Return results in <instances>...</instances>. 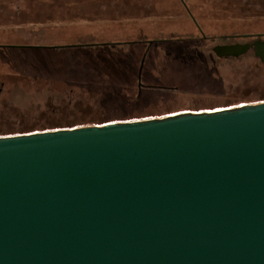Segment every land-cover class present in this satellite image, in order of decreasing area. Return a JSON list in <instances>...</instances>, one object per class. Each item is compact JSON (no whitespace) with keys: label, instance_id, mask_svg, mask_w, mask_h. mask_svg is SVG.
<instances>
[{"label":"water","instance_id":"obj_1","mask_svg":"<svg viewBox=\"0 0 264 264\" xmlns=\"http://www.w3.org/2000/svg\"><path fill=\"white\" fill-rule=\"evenodd\" d=\"M0 264H264V100L0 135Z\"/></svg>","mask_w":264,"mask_h":264},{"label":"rangeland","instance_id":"obj_2","mask_svg":"<svg viewBox=\"0 0 264 264\" xmlns=\"http://www.w3.org/2000/svg\"><path fill=\"white\" fill-rule=\"evenodd\" d=\"M258 34L264 0H0V135L259 102L254 52H213Z\"/></svg>","mask_w":264,"mask_h":264},{"label":"trees","instance_id":"obj_3","mask_svg":"<svg viewBox=\"0 0 264 264\" xmlns=\"http://www.w3.org/2000/svg\"><path fill=\"white\" fill-rule=\"evenodd\" d=\"M227 37H230V36H227ZM223 39H225V38H223ZM75 46H77V45H69V46H19L18 48L30 49V48L38 47V48H41L42 50L59 51V50L66 49V48H74ZM84 46L85 45H83L81 47H84ZM85 47H88V48H91V49H96L97 48L96 50H100L104 46L96 44V45H91V46L87 45ZM142 87H143V84L140 82V84H139V90L140 91H141V89H143ZM263 98H264V96H263Z\"/></svg>","mask_w":264,"mask_h":264},{"label":"flooded vegetation","instance_id":"obj_4","mask_svg":"<svg viewBox=\"0 0 264 264\" xmlns=\"http://www.w3.org/2000/svg\"><path fill=\"white\" fill-rule=\"evenodd\" d=\"M251 36V35H250ZM249 36V37H250ZM238 36H232V38H237ZM259 39H261V40H264V34H258L255 38H251V39H249V40H243V41H235V42H231V43H222V44H233V43H250L251 44V48L249 49V51H248V53L250 52V51H253L254 52V49H253V42H255L256 40H259ZM222 40H225V39H222ZM216 45H218V44H216ZM215 45V46H216ZM214 46V47H215ZM214 47H213V52H214ZM255 54V53H254ZM256 56V55H255ZM256 58H258V57H256ZM225 59H228V58H225ZM259 59V58H258ZM260 60V59H259ZM260 62H261V60H260ZM262 63V62H261ZM263 64V63H262ZM264 65V64H263Z\"/></svg>","mask_w":264,"mask_h":264}]
</instances>
